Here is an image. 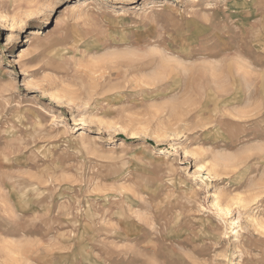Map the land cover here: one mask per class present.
<instances>
[{
    "label": "rangeland",
    "instance_id": "rangeland-1",
    "mask_svg": "<svg viewBox=\"0 0 264 264\" xmlns=\"http://www.w3.org/2000/svg\"><path fill=\"white\" fill-rule=\"evenodd\" d=\"M0 264H264V0H0Z\"/></svg>",
    "mask_w": 264,
    "mask_h": 264
}]
</instances>
